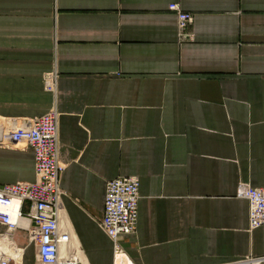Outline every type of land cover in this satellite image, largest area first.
<instances>
[{"label": "crops", "instance_id": "crops-1", "mask_svg": "<svg viewBox=\"0 0 264 264\" xmlns=\"http://www.w3.org/2000/svg\"><path fill=\"white\" fill-rule=\"evenodd\" d=\"M53 109L60 227L83 262L112 264L105 183L133 176L134 264H264L236 196L264 187V0H0V138ZM34 181L33 151L0 144V185Z\"/></svg>", "mask_w": 264, "mask_h": 264}, {"label": "built area", "instance_id": "built-area-1", "mask_svg": "<svg viewBox=\"0 0 264 264\" xmlns=\"http://www.w3.org/2000/svg\"><path fill=\"white\" fill-rule=\"evenodd\" d=\"M168 11L176 13L177 26L183 31L193 21L191 14L169 4ZM46 89H54L55 74L43 78ZM58 113L47 114L19 122L8 128L0 144L33 151L35 181L0 185V264H21L22 249L12 233L26 232L35 248L36 264H86L70 248L71 236L60 227V175L64 165L57 159ZM139 181L133 176H117L105 183L103 215L98 225L112 243V264H134L124 252L121 240L135 232L138 217ZM236 196L248 202V226L264 225V187L252 188L239 184ZM26 223V225H23ZM234 264H252L249 261Z\"/></svg>", "mask_w": 264, "mask_h": 264}, {"label": "rangeland", "instance_id": "rangeland-1", "mask_svg": "<svg viewBox=\"0 0 264 264\" xmlns=\"http://www.w3.org/2000/svg\"><path fill=\"white\" fill-rule=\"evenodd\" d=\"M15 231H17V233H16L15 236H13L12 239H13L15 245L17 246L18 243H21L22 242V236L20 235V233L23 234L24 232L22 230H20V229H17Z\"/></svg>", "mask_w": 264, "mask_h": 264}, {"label": "bare ground", "instance_id": "bare-ground-1", "mask_svg": "<svg viewBox=\"0 0 264 264\" xmlns=\"http://www.w3.org/2000/svg\"><path fill=\"white\" fill-rule=\"evenodd\" d=\"M23 225H26V223H23ZM5 234V232L3 234H1L0 236H3Z\"/></svg>", "mask_w": 264, "mask_h": 264}]
</instances>
